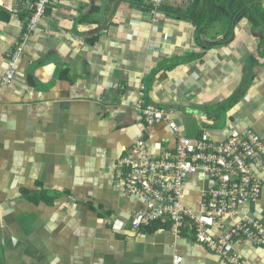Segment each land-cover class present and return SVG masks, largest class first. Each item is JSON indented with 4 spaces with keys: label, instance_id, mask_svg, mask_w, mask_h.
<instances>
[{
    "label": "crops",
    "instance_id": "crops-1",
    "mask_svg": "<svg viewBox=\"0 0 264 264\" xmlns=\"http://www.w3.org/2000/svg\"><path fill=\"white\" fill-rule=\"evenodd\" d=\"M31 5L0 0L10 12L0 19V264H176L177 256V264H223L189 231L175 236L160 222L151 232L130 230L131 214L145 202L119 190L114 173L140 140L151 154L175 145L166 121L149 127L134 108L146 102L151 75L146 103L164 108L183 136L216 139L230 125L264 138V58L257 54L252 84L223 121L208 109L236 89L259 37L241 20L228 40L212 28L200 44L191 22L125 0H51L28 31ZM18 48L15 76L4 82ZM188 53L195 56L172 70L160 65ZM254 173L258 199L220 223H264V168ZM203 184L188 177V207ZM113 220L125 231L114 232ZM220 223L213 233L222 232ZM233 248L248 264H264V247L240 240Z\"/></svg>",
    "mask_w": 264,
    "mask_h": 264
},
{
    "label": "built area",
    "instance_id": "built-area-1",
    "mask_svg": "<svg viewBox=\"0 0 264 264\" xmlns=\"http://www.w3.org/2000/svg\"><path fill=\"white\" fill-rule=\"evenodd\" d=\"M164 1L147 0L151 13L156 14ZM50 2L37 0L31 5L28 31L37 27ZM19 52L18 48L12 54L4 82L14 78V62ZM134 108L149 127L166 121L176 133V142L173 148L151 154L146 150L145 140H140L117 160L115 186L145 202L144 209L131 214L130 230L139 231L152 223L166 222L168 231L175 236L189 231L195 242L215 254L223 264H248L235 252L234 243L246 240L264 247V223L249 217L230 225L220 222L224 215L238 212L247 201L260 196L262 183L254 169L264 168V138L251 128L230 125L216 139L208 134L189 138L180 133V127L170 120L164 108L142 100ZM191 175L199 176L204 183L194 198L193 208L184 202L185 184ZM113 221L114 232L125 231V225ZM215 223H220V234L211 231ZM180 261L181 256L175 257L176 264Z\"/></svg>",
    "mask_w": 264,
    "mask_h": 264
},
{
    "label": "trees",
    "instance_id": "trees-1",
    "mask_svg": "<svg viewBox=\"0 0 264 264\" xmlns=\"http://www.w3.org/2000/svg\"><path fill=\"white\" fill-rule=\"evenodd\" d=\"M37 0H33L35 4ZM130 4L137 5L143 10L149 8V4L146 0H125ZM264 0H187L186 6L178 4H162L161 10L166 15L176 18L187 20L195 26V39L198 43L206 45L203 37L208 36L212 28H216V34L222 36V40H228L233 32L234 26L241 20L247 22L248 31L252 35L259 37V41L256 48V53L246 55L244 61L246 63L245 72L241 81L239 82L233 93L227 98L221 100L219 103L208 108L211 111L212 117L216 120L223 121L225 114L233 106H235L245 95L247 89L252 84L254 79L253 69L258 66L259 63L255 57L257 54L259 57L264 58ZM1 14L3 16H1ZM29 14V15H28ZM28 19L31 16V10L27 11ZM3 18V19H2ZM10 18V12L5 8L0 7V19L8 20ZM97 40V36H94L87 40L88 43H94ZM195 56L194 53H188L184 57H177L173 59H165L160 65L170 66L166 67L167 70H172L176 64L183 60H187ZM152 75L150 76V78ZM30 78V77H29ZM147 79L144 83V99L149 102L148 91L151 80ZM157 226V223H152L148 227L142 229L147 232H151ZM161 227L168 228L169 223H161Z\"/></svg>",
    "mask_w": 264,
    "mask_h": 264
},
{
    "label": "rangeland",
    "instance_id": "rangeland-1",
    "mask_svg": "<svg viewBox=\"0 0 264 264\" xmlns=\"http://www.w3.org/2000/svg\"><path fill=\"white\" fill-rule=\"evenodd\" d=\"M171 2L181 6H186L187 4V0H172Z\"/></svg>",
    "mask_w": 264,
    "mask_h": 264
},
{
    "label": "water",
    "instance_id": "water-1",
    "mask_svg": "<svg viewBox=\"0 0 264 264\" xmlns=\"http://www.w3.org/2000/svg\"><path fill=\"white\" fill-rule=\"evenodd\" d=\"M263 6H264V3H263Z\"/></svg>",
    "mask_w": 264,
    "mask_h": 264
}]
</instances>
